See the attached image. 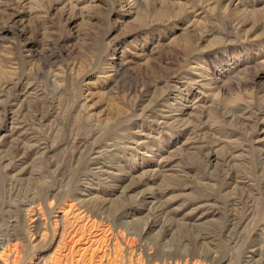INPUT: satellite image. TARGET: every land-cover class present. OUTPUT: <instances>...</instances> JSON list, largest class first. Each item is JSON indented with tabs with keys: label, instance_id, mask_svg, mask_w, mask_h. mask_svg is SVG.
<instances>
[{
	"label": "rangeland",
	"instance_id": "rangeland-1",
	"mask_svg": "<svg viewBox=\"0 0 264 264\" xmlns=\"http://www.w3.org/2000/svg\"><path fill=\"white\" fill-rule=\"evenodd\" d=\"M0 264H264V0H0Z\"/></svg>",
	"mask_w": 264,
	"mask_h": 264
},
{
	"label": "bare ground",
	"instance_id": "bare-ground-1",
	"mask_svg": "<svg viewBox=\"0 0 264 264\" xmlns=\"http://www.w3.org/2000/svg\"><path fill=\"white\" fill-rule=\"evenodd\" d=\"M150 225H147L146 227H145V229H144V234H146L148 231H149V229H150ZM71 255V254H70ZM83 260V259H82Z\"/></svg>",
	"mask_w": 264,
	"mask_h": 264
}]
</instances>
